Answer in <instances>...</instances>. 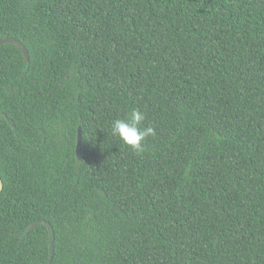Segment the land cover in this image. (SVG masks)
Instances as JSON below:
<instances>
[{
	"label": "trees",
	"instance_id": "obj_1",
	"mask_svg": "<svg viewBox=\"0 0 264 264\" xmlns=\"http://www.w3.org/2000/svg\"><path fill=\"white\" fill-rule=\"evenodd\" d=\"M3 38L0 264H264V0H0Z\"/></svg>",
	"mask_w": 264,
	"mask_h": 264
},
{
	"label": "clouds",
	"instance_id": "obj_2",
	"mask_svg": "<svg viewBox=\"0 0 264 264\" xmlns=\"http://www.w3.org/2000/svg\"><path fill=\"white\" fill-rule=\"evenodd\" d=\"M145 119V113L134 108L126 117L117 118L111 122V135L133 153L140 154L144 151L146 138L156 134L154 127L144 126Z\"/></svg>",
	"mask_w": 264,
	"mask_h": 264
},
{
	"label": "water",
	"instance_id": "obj_3",
	"mask_svg": "<svg viewBox=\"0 0 264 264\" xmlns=\"http://www.w3.org/2000/svg\"><path fill=\"white\" fill-rule=\"evenodd\" d=\"M3 43H16L18 46L22 47V51H23L26 59H29L30 54H29L28 50L26 49L25 46H22V42H20L19 40L14 39V38H3V39H0V44H3ZM81 153H82V133H81V130L79 129V132H78V143H77V155H78L79 158L81 157ZM3 186H4V183H3V180H2V178L0 176V196H1V193H2V190H3Z\"/></svg>",
	"mask_w": 264,
	"mask_h": 264
}]
</instances>
